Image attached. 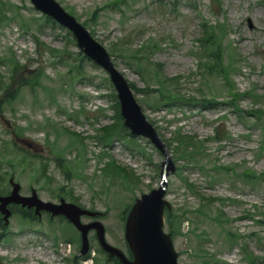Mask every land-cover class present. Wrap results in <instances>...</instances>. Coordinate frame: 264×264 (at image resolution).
<instances>
[{
  "label": "rangeland",
  "instance_id": "374dc122",
  "mask_svg": "<svg viewBox=\"0 0 264 264\" xmlns=\"http://www.w3.org/2000/svg\"><path fill=\"white\" fill-rule=\"evenodd\" d=\"M57 1L111 54L170 146L175 172L165 197L179 263L209 264L215 258L213 264H246L245 257L254 256L255 264H264V184L255 180L264 171V0H125L121 9L108 6L114 0ZM41 17L29 0H0V145L8 143L14 154L0 160L1 194L11 192L12 177L22 195L34 189L42 200L62 198L100 213L96 219L108 242L129 254L126 218L137 199L159 187L163 155L148 140L121 131L108 74L79 54L71 31ZM204 20L210 33L222 35L223 29L228 36L215 59L202 62L207 72L202 75L197 39L207 29L201 28ZM5 56L24 66L11 70ZM224 71L239 99L229 110L215 105L228 98ZM159 76L176 78L171 88L179 93L204 94L210 107L153 108L155 92L145 93V86ZM21 80L23 86L15 89ZM11 96L14 100L7 102ZM233 109L260 115L261 123ZM105 126L111 129L103 133ZM190 134L194 141L180 148L169 141ZM223 134L226 139L219 141ZM100 135L111 143L105 147ZM22 140L39 144L38 158L16 152L13 142L22 145ZM30 219L18 208L13 213L2 231L0 264H117L102 251L94 231L90 251L82 257L80 233L68 219L48 214ZM228 232L240 237L230 242Z\"/></svg>",
  "mask_w": 264,
  "mask_h": 264
},
{
  "label": "water",
  "instance_id": "95a60500",
  "mask_svg": "<svg viewBox=\"0 0 264 264\" xmlns=\"http://www.w3.org/2000/svg\"><path fill=\"white\" fill-rule=\"evenodd\" d=\"M31 1L36 8L70 29L76 37L81 49L108 71L118 92L121 111L125 118L126 125L129 126L135 134L149 137L163 152L165 160L162 163V176L163 179H166L169 171L173 169L168 150L158 138L151 124L146 121L140 106L136 103L129 89L127 81L115 69L106 50L90 36L88 31L82 27L74 17L68 15L55 0ZM165 187L166 183H163L158 190L153 191L148 196H143L142 201L138 202L129 216L126 236L135 256L133 262L128 261L120 250L110 246L105 241V230L100 223H92L89 225H82L80 223L79 218L82 214L94 215L92 213L81 210L72 204L62 203L56 206L50 203H42L35 196L30 198L21 197L18 194L19 188L17 185H15L12 195L6 198L0 197V202L1 210L6 214V217L9 212L5 207L10 202L37 206V210L46 209L54 214H66L82 231L84 251H86L88 247V231L91 228H96L98 239L102 247L108 251L111 256H117L122 264H177V255L174 252L172 242L169 236L163 233L162 229L163 210L165 206V202L163 201Z\"/></svg>",
  "mask_w": 264,
  "mask_h": 264
},
{
  "label": "trees",
  "instance_id": "16d2710c",
  "mask_svg": "<svg viewBox=\"0 0 264 264\" xmlns=\"http://www.w3.org/2000/svg\"><path fill=\"white\" fill-rule=\"evenodd\" d=\"M227 73H228V71H227ZM225 78L227 79L226 76H225ZM157 85H158L157 92L159 94L158 101H166V102L170 103L171 105H176L177 103L186 102V101L188 102V101L193 99L191 97H187L184 94L176 92L174 89H172L171 88L172 81L169 79H166L165 77L157 79ZM149 86L150 85L148 84L147 87H149ZM120 120H121V118H120ZM186 140H187L186 138L182 137V139H180L178 141V144L179 145L184 144L186 142ZM0 153L3 156H9L8 148L4 145L0 146ZM247 177H249V176H247ZM255 177L257 179H261L262 181H264V172H262L261 174H257ZM172 218H173L172 215L169 214L168 215L169 229H170V227H172V223H173ZM1 222L2 221H1V217H0V227H2Z\"/></svg>",
  "mask_w": 264,
  "mask_h": 264
},
{
  "label": "bare ground",
  "instance_id": "6f19581e",
  "mask_svg": "<svg viewBox=\"0 0 264 264\" xmlns=\"http://www.w3.org/2000/svg\"><path fill=\"white\" fill-rule=\"evenodd\" d=\"M106 131H107V129H106ZM111 135V134H110ZM101 137H103L102 135H100ZM103 138H107L108 139V137H106V135L103 137ZM106 142H108V141H106ZM108 143H111V141L110 142H108Z\"/></svg>",
  "mask_w": 264,
  "mask_h": 264
}]
</instances>
